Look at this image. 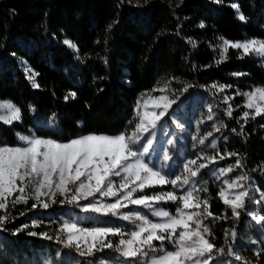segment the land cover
<instances>
[{
	"label": "trees",
	"instance_id": "16d2710c",
	"mask_svg": "<svg viewBox=\"0 0 264 264\" xmlns=\"http://www.w3.org/2000/svg\"><path fill=\"white\" fill-rule=\"evenodd\" d=\"M117 2L0 0V100L11 101L22 111V122H14L11 126L0 122V145H17L15 133L28 135L30 129L42 137L52 136L48 130L52 123L63 131V136H53L58 140L89 132L115 134L126 129L130 131L134 127V109L138 99L143 103L149 96L161 95L153 90L163 87L165 82L169 90L164 94L169 97L185 84L191 85L181 96L184 103L179 123L184 127L177 128L172 120L175 105L162 118L167 122L165 128L170 139L174 141L165 147L172 156L169 164L178 171L184 159L201 150L214 155V150L207 146L213 138H217V150L221 153L225 149L240 153L245 167L233 169L219 179L212 172L234 163L235 157L217 159L215 164L209 165L208 174L202 177L208 192L200 195L210 196V211L220 214L225 206L216 193L223 186V181L241 174L251 178L242 182L248 188L250 199L240 219L217 221L211 228L216 238L214 242L219 246L224 244L223 230L234 226L237 236L233 239L229 235V244L251 264H256L255 250L260 245L250 241L264 239V224L258 223L247 212L264 216V199L261 198L264 174L257 169L264 162V129L259 127L264 120L257 117L245 124L246 138L231 133L230 129L236 127L239 130V125L236 119L223 114L227 107L223 97H231L228 104L233 107V115L239 117L243 110V97L235 93L264 85V59L255 55L238 59L239 50L229 47L225 53L227 59L220 64L215 61L219 59L217 46L222 43L220 37L230 41L264 38V0H221L220 4L213 0H183L179 8H170L169 0H151L142 8L125 3L119 9L116 8ZM175 3L176 0H172V4ZM231 3L239 4L246 21L237 19L235 10L229 6ZM113 19L118 23L106 33V25ZM200 21H204V28L198 27ZM178 24L182 26L179 35L176 34ZM187 37L196 42L195 48L187 42ZM64 38L75 42L79 52L63 45ZM77 55L80 59L76 58ZM102 57H107V67ZM25 67L38 73L35 81L39 88L31 86ZM236 72L244 75H232ZM213 83L230 84L232 87L213 94L209 88ZM72 91L76 97H69L66 101L64 96ZM29 105L34 107V112L29 111ZM209 106L214 113L211 121L206 119ZM221 120L228 127L213 132L206 145L197 144L193 148V135L204 136L212 131V123ZM223 136H228L229 140L225 141ZM153 158H156L155 153ZM171 189V185L163 186L164 191ZM182 191L177 189L178 193ZM58 200L48 209H32V200L15 207L9 205L6 209L10 217L5 225L7 230H0V264H43L45 259L53 258H76L82 264H88L92 258L79 257L74 250L57 244L55 239L28 234L35 231L54 236L64 220L77 219L82 227L115 224L123 227L125 232L132 228L127 221L85 213L73 205H61ZM160 206L174 211L170 203ZM227 215L230 217V210ZM33 220L38 222L35 227ZM21 225L28 227L14 235V229L21 228ZM57 251L61 253L58 257L55 255ZM117 255L105 249L97 252L96 258L107 259ZM223 261L232 264L233 257L225 255ZM259 261L264 264V253H261Z\"/></svg>",
	"mask_w": 264,
	"mask_h": 264
},
{
	"label": "snow or ice",
	"instance_id": "6c2138e0",
	"mask_svg": "<svg viewBox=\"0 0 264 264\" xmlns=\"http://www.w3.org/2000/svg\"><path fill=\"white\" fill-rule=\"evenodd\" d=\"M150 2L151 0H143L142 3L141 0H134V3L133 0H118L116 8H121L125 3L142 8L148 6ZM213 2L220 4L221 0ZM182 4L183 0H176L174 5L172 0H169L170 8H179ZM229 6L235 10L237 19L242 22L247 20L240 11L239 4L231 3ZM117 23L118 21L113 19L106 25L105 32H110ZM181 27L180 24L177 25V35ZM198 27L204 28V21H200ZM186 39L193 48L196 47V42L191 37ZM219 39L222 43L217 46L219 59L215 61L216 64L227 59L225 53L229 47L239 50L238 59L253 54L264 59V38L252 37L243 41H230L223 37ZM62 44L76 53L79 52L77 44L69 38H64ZM76 58L80 59L79 55ZM101 59L107 67V57ZM25 73L31 86L39 88L40 85L35 81L38 73L27 67ZM232 75L239 77L244 73L236 72ZM189 87L191 85L185 84L169 97L164 94L169 90V85L165 82L163 87L153 90L159 91L161 95L149 96L143 103L138 99L134 109V127H131L130 131L126 129L115 134L89 132L67 140H58L53 136H63V131L52 123L48 125L52 136L36 135L32 129L28 135L15 133L17 145H0V210H6L9 204L12 207L20 203L27 204L29 200L33 201L32 209L37 207L48 209L51 204L57 203L59 198L58 202L61 205H73L85 213L116 218L132 225L131 230L125 232L123 227L115 224L82 227L77 219H72L64 220L56 229L54 236L47 232L28 233L30 236L39 235L48 240L55 239L57 244L74 250L79 257L92 258L88 264H226L223 261L225 255L233 257L232 264L240 262L251 264L228 242L229 235L233 239L237 236L234 226L223 230L224 244L219 246L214 242L216 238L211 228L217 221L240 219L241 213L246 211L247 200L250 199L248 188L242 182L251 178L241 174L235 179L223 181V186L216 193L225 206L220 214L210 211L212 199L210 196L200 195L201 192H208L202 177L208 174L209 165L215 164L217 159L235 157L234 163L212 172V175L219 179L233 169L245 167V160L240 153L227 149L221 153L217 150V138H213L207 146L214 150V155L201 150L184 159L177 171L169 164L172 160L170 151L154 145L156 130L163 129L167 123L159 122L169 114V109H172L173 105L176 107L171 113L172 120L177 128L184 127L179 123L181 105L184 103L181 96ZM231 87L230 84L217 83L209 86L213 94ZM235 94L243 97V110L240 116L233 115V107L228 104L231 97L227 95L223 97V102L227 104L223 114L236 119L239 125V130L233 127L230 129L231 133L246 138L245 124L250 120L255 121L257 117L264 120V85L255 86L249 91H237ZM69 97L75 98L76 93L69 92L64 99L67 101ZM150 104L152 110H149ZM28 108L29 111H35L32 105ZM213 116L214 113L209 106L206 119L211 121ZM0 122L9 126L14 122H22L21 108L9 100H0ZM200 122L202 121H198ZM227 127L222 120L212 123V131L205 133L204 136L193 135V148H196L197 144L206 145L207 138L213 136V132H220L222 128ZM259 127L264 129V124H259ZM223 139L228 141L229 137L223 136ZM167 143L172 145L174 141L168 139ZM153 153L156 155L155 159ZM257 169L264 174V162L258 165ZM165 185H171L172 189L164 191ZM157 186H160L159 190ZM177 189L183 191L178 193ZM261 198L264 199V193L261 194ZM162 203H170L174 206V211L160 206ZM228 210L231 213L230 217L227 215ZM247 214L258 223L264 224V216H258L251 211ZM9 219L7 211L0 215V230H7L5 225ZM37 224V221H32L33 227ZM27 227L21 225V228L14 229L13 234ZM112 237L117 239L113 240ZM250 243L260 245L255 250L256 264H260L259 257L264 253V239ZM105 249L118 255L107 259L96 258V253ZM55 255L58 257L61 253L57 251ZM43 264L82 262L76 258L65 260L53 258L45 259Z\"/></svg>",
	"mask_w": 264,
	"mask_h": 264
},
{
	"label": "rangeland",
	"instance_id": "374dc122",
	"mask_svg": "<svg viewBox=\"0 0 264 264\" xmlns=\"http://www.w3.org/2000/svg\"><path fill=\"white\" fill-rule=\"evenodd\" d=\"M149 110H152L151 104L149 105ZM157 111H158V109H157ZM159 123L165 124V122H163L162 119ZM168 139H170V133L167 132L166 128L165 127L163 129L158 128L156 130V136L154 138V145L157 146L158 148H160L162 146V148L165 149ZM9 205H11V204H9ZM5 211L6 210H0V215L4 214Z\"/></svg>",
	"mask_w": 264,
	"mask_h": 264
}]
</instances>
